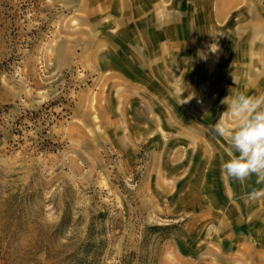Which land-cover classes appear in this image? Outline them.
Returning a JSON list of instances; mask_svg holds the SVG:
<instances>
[{
	"label": "rangeland",
	"instance_id": "obj_1",
	"mask_svg": "<svg viewBox=\"0 0 264 264\" xmlns=\"http://www.w3.org/2000/svg\"><path fill=\"white\" fill-rule=\"evenodd\" d=\"M240 93L264 0H0V264H264L211 132Z\"/></svg>",
	"mask_w": 264,
	"mask_h": 264
},
{
	"label": "clouds",
	"instance_id": "obj_2",
	"mask_svg": "<svg viewBox=\"0 0 264 264\" xmlns=\"http://www.w3.org/2000/svg\"><path fill=\"white\" fill-rule=\"evenodd\" d=\"M209 47L212 53L219 49L216 43ZM199 54L204 58L203 53ZM221 102L227 105V110L211 126V132L228 141L225 152L229 159L221 165L222 175L241 185L254 176L256 185H264V96L231 94ZM225 116L237 121L235 128L225 123ZM261 199H264V187H253L246 194L248 202Z\"/></svg>",
	"mask_w": 264,
	"mask_h": 264
}]
</instances>
